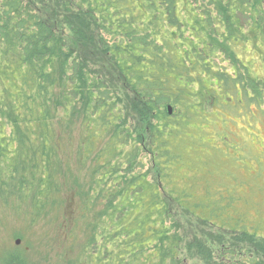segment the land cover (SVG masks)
<instances>
[{
	"label": "trees",
	"instance_id": "trees-1",
	"mask_svg": "<svg viewBox=\"0 0 264 264\" xmlns=\"http://www.w3.org/2000/svg\"><path fill=\"white\" fill-rule=\"evenodd\" d=\"M244 100L264 106V0H0V201L35 214L71 182V262L181 264L174 204L235 234L221 264H264V203L207 154L208 106Z\"/></svg>",
	"mask_w": 264,
	"mask_h": 264
},
{
	"label": "rangeland",
	"instance_id": "rangeland-1",
	"mask_svg": "<svg viewBox=\"0 0 264 264\" xmlns=\"http://www.w3.org/2000/svg\"><path fill=\"white\" fill-rule=\"evenodd\" d=\"M101 66L95 69L100 71ZM111 72L110 86L124 96L122 81ZM235 103L230 102L222 111L220 107L208 106L209 111L216 109L212 127L217 134L213 141L216 150L207 154L213 167L225 173L229 181L239 183L241 193L252 188L254 194L249 197L258 204L264 203V106L245 100L242 105ZM145 159L149 168L150 161ZM72 186L68 181L59 195V204L35 214L23 202L0 201V264H83L71 262L85 239L84 233L75 232L72 222L77 208L74 199L69 201ZM171 207L173 220L184 239L181 264H221L223 248L241 246L235 234L204 223L177 205ZM197 246L204 250H195Z\"/></svg>",
	"mask_w": 264,
	"mask_h": 264
},
{
	"label": "water",
	"instance_id": "water-1",
	"mask_svg": "<svg viewBox=\"0 0 264 264\" xmlns=\"http://www.w3.org/2000/svg\"><path fill=\"white\" fill-rule=\"evenodd\" d=\"M19 243H20V240H17V241H16V244H19ZM14 264H17V263H14Z\"/></svg>",
	"mask_w": 264,
	"mask_h": 264
}]
</instances>
